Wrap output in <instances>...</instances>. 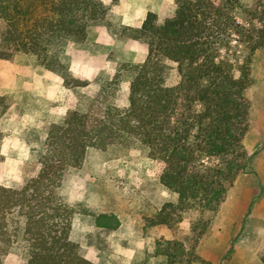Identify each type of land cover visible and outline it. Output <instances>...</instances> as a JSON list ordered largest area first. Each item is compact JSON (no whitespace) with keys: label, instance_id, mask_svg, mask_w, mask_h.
Masks as SVG:
<instances>
[{"label":"trees","instance_id":"1","mask_svg":"<svg viewBox=\"0 0 264 264\" xmlns=\"http://www.w3.org/2000/svg\"><path fill=\"white\" fill-rule=\"evenodd\" d=\"M175 5L162 22L149 12L141 27L115 33L145 48V60L121 64L111 81L99 83L86 110L69 111L49 126L31 149L35 170L23 185H0V264L11 248L27 257L25 264H95L70 240L73 216L90 215L106 231L118 229L120 220L70 204L60 194L66 171L83 166L88 148L141 145L162 166L159 182L176 200L164 203L149 227L173 228L188 211L210 222L235 180L251 172L245 92L253 85L254 55L264 50V0L252 6L244 0ZM106 13L101 0H0V58L32 56L39 67L58 73L64 86H86L70 73L68 47L83 42L88 27ZM171 71L178 77L172 85ZM126 76L127 100L117 104ZM3 139L0 131V150ZM259 257L264 264V250ZM193 263L205 261L184 241L159 239L152 254L133 264Z\"/></svg>","mask_w":264,"mask_h":264},{"label":"rangeland","instance_id":"2","mask_svg":"<svg viewBox=\"0 0 264 264\" xmlns=\"http://www.w3.org/2000/svg\"><path fill=\"white\" fill-rule=\"evenodd\" d=\"M101 1L107 8L105 17L90 25L86 39L70 44L67 51L71 75L87 82L86 86L68 88L58 73L51 71L52 76L48 75L49 71L39 67L34 57L18 55L20 77H30L24 69L33 66L35 71L32 70L31 76L36 78L37 84H34V89L22 92L20 103L2 101L0 130L10 136L8 149L0 152V160L13 156L21 162L20 172L16 175L0 171L2 185H23L35 170L31 149L42 142L49 126L61 122L69 111L86 110L99 91V83L111 81L121 64L145 60L147 52L138 42L121 40L115 33L125 27L130 18L138 19L146 15V0ZM244 3L252 6L254 0H244ZM149 5L159 22L172 16L176 7L175 0H150ZM119 41H126V45H118L124 44ZM236 51V48L230 50ZM225 53L222 52L223 55ZM241 55L238 53L240 58ZM259 57L260 61H264V51ZM130 78L126 76L122 83L115 98L117 104L126 103ZM177 81L176 73L171 71L168 84H176ZM245 95L250 108L244 147L251 158V172L239 176L238 197L242 199L246 191H252L249 196L245 195L241 209L244 216H239L235 223L237 237L230 242L219 264H234L232 248L236 243L241 248L264 247V84L261 87L251 86ZM13 113L18 120L10 122ZM161 170L162 166L149 158L147 148L141 145L131 148L113 145L105 150L88 148L83 166L66 171L60 190L66 202L81 203L94 213L116 214L121 222L118 229L106 231L95 226L92 216L74 215L70 240L78 245L82 257L95 264H133L152 254L155 242L164 237L182 240L187 250L195 251L199 242L197 237L206 235L212 224V220L208 222L207 215L188 211L182 215L180 223L169 228V232L148 225L164 203L176 200L160 184ZM243 260L246 259L240 257L235 264H243ZM26 262L27 257L17 248H11L4 259V264Z\"/></svg>","mask_w":264,"mask_h":264},{"label":"crops","instance_id":"3","mask_svg":"<svg viewBox=\"0 0 264 264\" xmlns=\"http://www.w3.org/2000/svg\"><path fill=\"white\" fill-rule=\"evenodd\" d=\"M150 0H146L145 9L147 13L153 12L151 9V5H149ZM146 13V15H147ZM146 15H142V17L138 19L130 18L129 21L126 22L125 27L139 28L142 26ZM171 17V16H170ZM134 41V40H131ZM124 44L118 45H126V41ZM136 42V41H134ZM114 43V42H113ZM116 47V46H115ZM115 47L113 49H115ZM145 49V48H144ZM264 50H259L255 53L254 59L252 62V77H253V85L261 87L264 84V61H260V53ZM24 55V54H18ZM15 55L13 58L9 60L0 58V98L5 99L8 102H17L20 103L22 92L29 91L34 89V84H37L36 78L33 79L31 76L32 70L35 69L32 67H25V72L30 77H20L21 68L17 66V59L19 56ZM147 55V54H146ZM28 55H24L23 57H27ZM146 58V57H145ZM256 58V59H255ZM45 72L49 70L44 69ZM48 72V75L52 74ZM50 77V76H49ZM252 85V86H253ZM249 89V88H248ZM13 113L9 121L14 122L18 120V117ZM3 132V130H0ZM4 139L1 146L0 152H5L9 146V136L10 134L4 133ZM21 162L18 158L13 156H6L3 160H0V171L1 173H9L16 175L20 172ZM239 177L235 180L233 186L228 190L226 198L224 202L221 204L219 211L212 219V224L210 229L206 235H204L198 242L195 248V253L205 261V264H219L221 260L222 254L228 250L230 247V242L236 239V228L235 223L238 221V217L244 216L241 209L242 205L245 202V195L248 196L251 194V189L246 191L243 194V198L240 199L237 193V182ZM0 185H2V181H0ZM244 199V200H243ZM155 215V214H154ZM153 215V216H154ZM118 217V216H117ZM121 223V222H120ZM121 225V224H120ZM152 228L157 229H165L166 231H170L169 228L165 226H156ZM166 240H173V238H166ZM232 248L233 258L232 263L239 262L240 257H244L246 260H243V264L252 263V264H262L260 261V252L264 249H250L245 246V248L238 247L239 243L234 244ZM193 264H203V263H193Z\"/></svg>","mask_w":264,"mask_h":264}]
</instances>
